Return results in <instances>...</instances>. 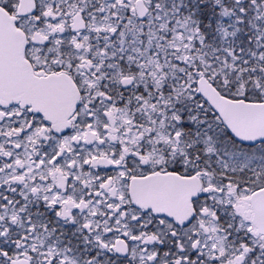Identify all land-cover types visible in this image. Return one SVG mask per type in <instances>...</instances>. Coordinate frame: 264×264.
Instances as JSON below:
<instances>
[{
	"label": "snow or ice",
	"instance_id": "obj_1",
	"mask_svg": "<svg viewBox=\"0 0 264 264\" xmlns=\"http://www.w3.org/2000/svg\"><path fill=\"white\" fill-rule=\"evenodd\" d=\"M0 264H264V0H0Z\"/></svg>",
	"mask_w": 264,
	"mask_h": 264
}]
</instances>
